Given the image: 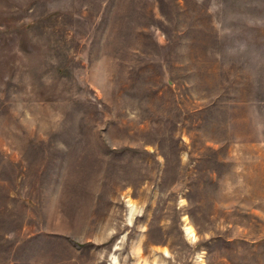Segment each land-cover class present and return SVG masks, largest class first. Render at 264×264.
<instances>
[{
  "label": "rangeland",
  "instance_id": "rangeland-1",
  "mask_svg": "<svg viewBox=\"0 0 264 264\" xmlns=\"http://www.w3.org/2000/svg\"><path fill=\"white\" fill-rule=\"evenodd\" d=\"M0 264H264V0H0Z\"/></svg>",
  "mask_w": 264,
  "mask_h": 264
},
{
  "label": "bare ground",
  "instance_id": "bare-ground-1",
  "mask_svg": "<svg viewBox=\"0 0 264 264\" xmlns=\"http://www.w3.org/2000/svg\"><path fill=\"white\" fill-rule=\"evenodd\" d=\"M188 232H189V233H192L191 228H188Z\"/></svg>",
  "mask_w": 264,
  "mask_h": 264
}]
</instances>
